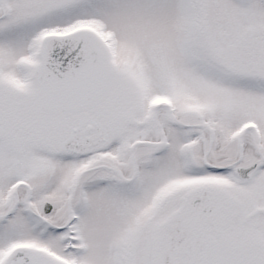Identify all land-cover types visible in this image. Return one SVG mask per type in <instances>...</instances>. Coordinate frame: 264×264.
Returning <instances> with one entry per match:
<instances>
[{"label": "rangeland", "instance_id": "obj_1", "mask_svg": "<svg viewBox=\"0 0 264 264\" xmlns=\"http://www.w3.org/2000/svg\"><path fill=\"white\" fill-rule=\"evenodd\" d=\"M259 3L0 0V261L14 246L27 245L49 251L70 264H151L160 223L184 201L179 197L186 190L202 183L234 193L240 200L250 192L251 203L264 208L260 177L256 184L240 187L210 172L200 177L198 184V177H190L185 171L186 147H194L196 158L201 159L214 135V161L212 157L209 161L218 163L220 150L236 146L242 126L254 122L264 130V90L261 93L255 87L262 80L246 72L264 66V5ZM80 27L103 35L114 52L116 68L109 96L91 117L102 119L112 101L119 105V115L128 114V105H136L142 110L147 129L150 121L158 120L167 139L158 146L166 150L161 156L141 160L142 169H138V179L129 191L120 182L101 183L102 177H107H95L92 171L81 181L80 175L75 178L79 171L91 167L94 155L85 159L57 150L45 152L27 140L37 76L31 55L35 41L45 34H63ZM151 104L166 106L157 112L158 119L148 111ZM170 111L179 114L182 124L195 127L190 132L177 131ZM33 119L35 138L48 148L50 144L59 148L61 138L67 137L70 126L80 120L61 116ZM119 129L121 136L122 130L133 134L129 142L141 139L125 125ZM198 132L202 138H197ZM159 137L147 135L146 139L156 141ZM243 139L252 141L249 133ZM112 145L100 155L108 157L101 159L128 178L133 174L131 164L122 157L124 153H118L119 148L111 158L107 152ZM197 169L195 165L194 171ZM17 181L30 184V188L18 185L16 196L6 199L7 189ZM30 189L38 208L42 210L46 202L53 205L50 213H40L52 227H62L69 220L67 203L72 197L78 218L73 232L80 239L62 242L70 235L53 233L33 217L28 218L23 209ZM175 195H179L177 201L169 203ZM17 198V212L4 219Z\"/></svg>", "mask_w": 264, "mask_h": 264}, {"label": "water", "instance_id": "obj_2", "mask_svg": "<svg viewBox=\"0 0 264 264\" xmlns=\"http://www.w3.org/2000/svg\"><path fill=\"white\" fill-rule=\"evenodd\" d=\"M36 69L40 95L37 111L48 114H79L90 109L103 99L113 77L108 47L87 29L43 38L37 52ZM106 140V131L97 122L87 121L72 130L63 147L71 153L83 154ZM214 222L216 225H204L199 239L186 244L195 264H264L260 251L239 257L227 252L218 224ZM2 264L65 263L42 251L19 247Z\"/></svg>", "mask_w": 264, "mask_h": 264}, {"label": "flooded vegetation", "instance_id": "obj_3", "mask_svg": "<svg viewBox=\"0 0 264 264\" xmlns=\"http://www.w3.org/2000/svg\"><path fill=\"white\" fill-rule=\"evenodd\" d=\"M124 122L129 124L130 121L124 120ZM142 124L144 129H140L137 132H145L147 123ZM160 128V123L156 120V125L155 123L150 124L149 129L152 132L154 130L156 132V129L160 131ZM250 136L252 137L251 142L243 139L244 133L238 135L235 147L224 152L220 150L218 154V166L222 172L224 171L223 175L228 177L229 180L231 173L236 170L250 168L249 172L240 173V179L245 180L241 183H235L240 187L256 184L258 177H260V182H264V131L260 132L259 138L254 134H250ZM141 137L144 139H135L133 145L140 142L143 145L150 144V147H152L150 150L151 154L155 156L161 154L157 146L159 141L152 142L147 140L145 135ZM126 142H129V138ZM128 150L131 152L132 170L136 171L138 168L136 151L132 146ZM129 152L128 158H130ZM211 155L212 146L209 145L204 153L203 162L204 159L205 161L208 160ZM100 169L107 171L112 179H115L112 174L119 175V178L116 179L117 183L122 182L123 184L126 181L118 168L112 167L110 164H98L97 170ZM205 173V171H201L199 174L204 176ZM199 188H202V186L192 188L188 192L184 203H180L177 206L178 208L172 211L175 214L171 219L161 226L157 237V246L154 249L157 264H162L161 261L165 262V260H168L170 264H191L190 258L184 250L172 248V239L175 234L183 236L186 235V232H194L195 229L199 228V224L195 220L196 213H211L212 216L217 217L222 227L224 241L228 246L234 248L235 252H246L254 247L264 248V208L251 203L250 196L253 194L249 192L247 196L245 195L244 200H240L235 194L227 195L209 187H204L208 191H206L205 196L201 194Z\"/></svg>", "mask_w": 264, "mask_h": 264}]
</instances>
